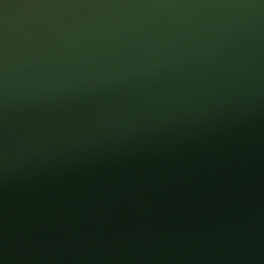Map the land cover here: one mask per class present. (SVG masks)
Wrapping results in <instances>:
<instances>
[{"label": "water", "instance_id": "water-1", "mask_svg": "<svg viewBox=\"0 0 264 264\" xmlns=\"http://www.w3.org/2000/svg\"><path fill=\"white\" fill-rule=\"evenodd\" d=\"M0 264H264V0H0Z\"/></svg>", "mask_w": 264, "mask_h": 264}]
</instances>
